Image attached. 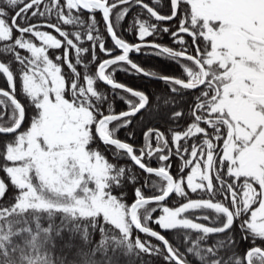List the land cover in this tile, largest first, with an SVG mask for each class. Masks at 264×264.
I'll return each instance as SVG.
<instances>
[{
  "label": "snow or ice",
  "instance_id": "snow-or-ice-1",
  "mask_svg": "<svg viewBox=\"0 0 264 264\" xmlns=\"http://www.w3.org/2000/svg\"><path fill=\"white\" fill-rule=\"evenodd\" d=\"M163 6L0 0V264H264V0Z\"/></svg>",
  "mask_w": 264,
  "mask_h": 264
},
{
  "label": "trees",
  "instance_id": "trees-1",
  "mask_svg": "<svg viewBox=\"0 0 264 264\" xmlns=\"http://www.w3.org/2000/svg\"><path fill=\"white\" fill-rule=\"evenodd\" d=\"M148 3H151L150 1L147 0ZM163 13H167L168 12V7H167V0H164V6L160 9ZM136 9H133V12H135ZM131 15V13H130ZM97 18H100V14L97 13ZM128 23V20L126 19L124 22V25L122 27H126ZM101 30L103 31V27H101ZM55 34V33H54ZM105 35H107L105 33ZM124 38L129 41V42H137L136 41V36L135 34L133 35H129L127 32L123 33ZM148 40H152V37L147 38ZM156 42L158 43H162V44H166L169 46H174L172 45V41L169 39V37L167 35H164L163 37L159 38ZM87 46V44L85 45ZM108 46H111V41L110 38L108 39ZM59 51H63L62 49ZM99 54V53H98ZM103 58H107L104 57L101 54V59ZM131 58L140 63L142 66L145 67H149V68H155L159 71H162L165 74H169V75H179L180 73V68L178 65L168 62L164 59L155 57V56H144L142 54L137 55L135 53L131 54ZM65 70L67 71V69L65 68ZM119 82L125 83L126 85L133 87V88H137V89H142V90H150V91H157L160 88L164 87V85L159 82V81H154V80H148L142 76H137V75H129L127 73L124 72H117L116 73V77H115ZM0 87H7L6 82L4 81L3 78H0ZM101 87H106L104 85H101ZM18 88H19V84H18ZM19 95V94H18ZM124 108V105L122 102H118L117 104V110H121ZM121 138H126L125 137V132L124 130H121ZM143 141V137H142V130L141 129H136L135 131V137L133 140H131L130 142L136 144V145H140ZM179 163V161H177L175 158H173L172 164V172L173 174H175L177 172V164ZM153 166H155V162H153ZM187 171V170H186ZM130 198H131V194H130ZM193 198H195V196L193 195ZM175 197L171 198L169 201V205L171 206L172 200H174ZM156 227V226H154ZM157 230L159 231L160 229L157 227ZM170 240H172V236L173 233L171 232H165L164 233ZM143 238V237H142ZM155 242V241H153ZM173 243H175V241H173ZM154 264H160L159 261H155Z\"/></svg>",
  "mask_w": 264,
  "mask_h": 264
},
{
  "label": "flooded vegetation",
  "instance_id": "flooded-vegetation-1",
  "mask_svg": "<svg viewBox=\"0 0 264 264\" xmlns=\"http://www.w3.org/2000/svg\"><path fill=\"white\" fill-rule=\"evenodd\" d=\"M148 1L152 2V0H148ZM145 2H147V0H145ZM130 55H131V54H130Z\"/></svg>",
  "mask_w": 264,
  "mask_h": 264
}]
</instances>
